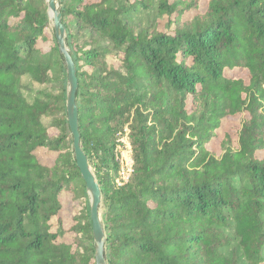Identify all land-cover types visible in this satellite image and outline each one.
<instances>
[{"label":"trees","instance_id":"trees-1","mask_svg":"<svg viewBox=\"0 0 264 264\" xmlns=\"http://www.w3.org/2000/svg\"><path fill=\"white\" fill-rule=\"evenodd\" d=\"M200 1L59 0L107 264H264V0ZM49 31L44 0H0V264H95ZM238 115L216 156L206 145ZM125 130L132 172L117 185Z\"/></svg>","mask_w":264,"mask_h":264},{"label":"water","instance_id":"water-1","mask_svg":"<svg viewBox=\"0 0 264 264\" xmlns=\"http://www.w3.org/2000/svg\"><path fill=\"white\" fill-rule=\"evenodd\" d=\"M45 3L47 4V16L57 45V51L62 59L65 69L66 121L71 136L72 157L83 180L88 201L89 220L94 244V261L95 264H107L105 260L107 239L101 218V190L80 143L76 106V69L66 43V33L62 25L60 2L59 0H45Z\"/></svg>","mask_w":264,"mask_h":264},{"label":"rangeland","instance_id":"rangeland-1","mask_svg":"<svg viewBox=\"0 0 264 264\" xmlns=\"http://www.w3.org/2000/svg\"><path fill=\"white\" fill-rule=\"evenodd\" d=\"M46 6H47V4H46ZM198 6H199V8H198L199 12L200 13L204 12L205 7H206V0H201ZM160 24H162V22ZM51 33H52V29L50 27L49 34H51ZM50 47H52V43L45 46L46 49H50ZM109 63L110 64L112 63L111 59L109 60ZM234 74H236V72ZM42 88H44V86H42ZM45 88H47V87L45 86ZM246 119H247V115H238L237 117L229 118L227 120L222 121L219 129L216 131V137L211 139V141L206 145V148L210 152H212L216 156H218L220 154V142H221L224 134H228L231 137V144H232V146H234L236 143L237 133L239 132L242 123ZM126 134H128L127 130H125L124 133L121 136H119L118 141L121 138H123V139H124V137L126 138ZM118 141H117V146H118ZM36 156H37V159L42 164L51 165L53 162V156H51L50 153L43 152L42 150L36 152ZM257 156L260 159L264 158V151L257 153ZM115 158H116V155H115ZM122 159H123L124 163L125 162L129 163L128 153L124 152ZM116 180L117 179H115V184H117ZM61 202L63 205V212L60 216L61 220H62L61 224L64 226L65 229H69L71 227V225L73 224V218L75 216V212L73 210L74 208L71 207L72 202H71L70 195H68L67 193L62 194L61 195ZM69 232L72 234L71 231H69ZM70 233H68L65 236L66 240H69L70 238L73 239L74 235L73 234L71 235ZM92 247L94 248L93 241H92Z\"/></svg>","mask_w":264,"mask_h":264},{"label":"built area","instance_id":"built-area-1","mask_svg":"<svg viewBox=\"0 0 264 264\" xmlns=\"http://www.w3.org/2000/svg\"><path fill=\"white\" fill-rule=\"evenodd\" d=\"M129 145L130 144L128 141V134H126V138L125 137L124 139L121 138L118 141V146L115 149L116 160L119 165V171L116 178L117 185L125 184L130 178L132 172L131 147ZM124 152L128 153L129 163L127 162L124 163L122 159Z\"/></svg>","mask_w":264,"mask_h":264}]
</instances>
